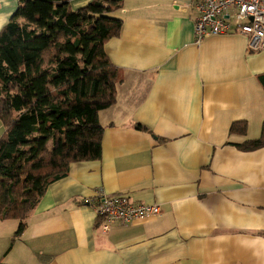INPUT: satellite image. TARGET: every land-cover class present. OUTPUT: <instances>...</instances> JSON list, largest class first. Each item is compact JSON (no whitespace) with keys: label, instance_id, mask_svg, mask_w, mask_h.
<instances>
[{"label":"crops","instance_id":"obj_1","mask_svg":"<svg viewBox=\"0 0 264 264\" xmlns=\"http://www.w3.org/2000/svg\"><path fill=\"white\" fill-rule=\"evenodd\" d=\"M192 2L123 0L119 34L104 43L123 79L115 103L98 114L101 156L70 163L17 237L19 221L0 219V260L264 264V146H235L261 131L264 47L250 49L237 31L198 43ZM17 4L0 0V29ZM236 120L247 121L244 135L229 133ZM99 193H123L160 213L103 230Z\"/></svg>","mask_w":264,"mask_h":264},{"label":"trees","instance_id":"obj_2","mask_svg":"<svg viewBox=\"0 0 264 264\" xmlns=\"http://www.w3.org/2000/svg\"><path fill=\"white\" fill-rule=\"evenodd\" d=\"M122 7L123 0L77 8L69 0H18L0 29V219L19 221L14 238L70 163L101 156L98 114L115 103L123 79L104 43L119 34ZM258 79L264 87V73ZM246 131V120L229 127L230 134ZM235 146L263 147L264 119L257 137Z\"/></svg>","mask_w":264,"mask_h":264},{"label":"built area","instance_id":"obj_3","mask_svg":"<svg viewBox=\"0 0 264 264\" xmlns=\"http://www.w3.org/2000/svg\"><path fill=\"white\" fill-rule=\"evenodd\" d=\"M192 5L196 12L194 33L198 43L208 35L237 31L248 35L250 49L264 47V0H193ZM94 210L103 230L114 223H129L160 213L158 205L133 202L123 193H99Z\"/></svg>","mask_w":264,"mask_h":264},{"label":"rangeland","instance_id":"obj_4","mask_svg":"<svg viewBox=\"0 0 264 264\" xmlns=\"http://www.w3.org/2000/svg\"><path fill=\"white\" fill-rule=\"evenodd\" d=\"M2 131H3V124H2V122L0 123V136H1V134H2Z\"/></svg>","mask_w":264,"mask_h":264}]
</instances>
